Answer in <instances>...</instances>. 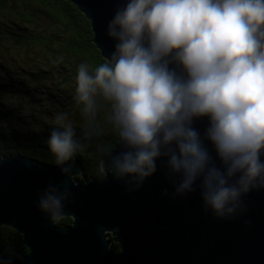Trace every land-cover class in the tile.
<instances>
[{
    "label": "clouds",
    "instance_id": "9594fccd",
    "mask_svg": "<svg viewBox=\"0 0 264 264\" xmlns=\"http://www.w3.org/2000/svg\"><path fill=\"white\" fill-rule=\"evenodd\" d=\"M106 35V61L76 68L80 134L68 112L53 118L47 148L61 175L107 124L119 151L101 162L106 176L136 190L162 161L176 196L198 187L218 220L244 212L264 190V0H124ZM69 200L49 184L37 207L56 223Z\"/></svg>",
    "mask_w": 264,
    "mask_h": 264
},
{
    "label": "water",
    "instance_id": "95a60500",
    "mask_svg": "<svg viewBox=\"0 0 264 264\" xmlns=\"http://www.w3.org/2000/svg\"><path fill=\"white\" fill-rule=\"evenodd\" d=\"M66 1L89 21L92 43L106 60L114 43L107 25L124 0ZM115 151L118 138L110 152ZM100 171L101 178L76 179L82 173L79 159L71 176L64 177L55 164L1 157L0 227L20 234L28 252L0 264H264V190L244 198V212L218 220L203 209L198 187L184 196L174 194L162 161L132 191ZM49 184L69 191L63 217L71 224L50 223L39 211L38 195ZM112 241L119 246L117 254L109 248Z\"/></svg>",
    "mask_w": 264,
    "mask_h": 264
},
{
    "label": "trees",
    "instance_id": "16d2710c",
    "mask_svg": "<svg viewBox=\"0 0 264 264\" xmlns=\"http://www.w3.org/2000/svg\"><path fill=\"white\" fill-rule=\"evenodd\" d=\"M105 61L92 43L89 21L72 3L0 0V158L22 155L55 164L47 148L55 114L68 112L80 134L82 118L73 102L77 65L94 68ZM116 141L105 124L103 134L76 155L82 173L75 178H101L100 162ZM71 221L63 217L56 225ZM109 248L118 252L115 242ZM27 252L20 234L0 227V261Z\"/></svg>",
    "mask_w": 264,
    "mask_h": 264
},
{
    "label": "flooded vegetation",
    "instance_id": "af4514ba",
    "mask_svg": "<svg viewBox=\"0 0 264 264\" xmlns=\"http://www.w3.org/2000/svg\"><path fill=\"white\" fill-rule=\"evenodd\" d=\"M112 242H114V241H112ZM112 242H111V243H112ZM111 243H110V244H111ZM119 252H120V250H119V246H118V252H117V253H119ZM113 253H114V252H113ZM117 253H116V254H117Z\"/></svg>",
    "mask_w": 264,
    "mask_h": 264
}]
</instances>
